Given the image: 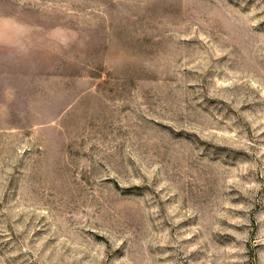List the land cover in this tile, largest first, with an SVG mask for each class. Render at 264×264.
<instances>
[{"label":"rangeland","instance_id":"1","mask_svg":"<svg viewBox=\"0 0 264 264\" xmlns=\"http://www.w3.org/2000/svg\"><path fill=\"white\" fill-rule=\"evenodd\" d=\"M0 264H264V0H0Z\"/></svg>","mask_w":264,"mask_h":264}]
</instances>
